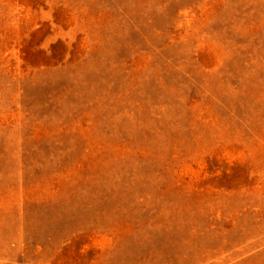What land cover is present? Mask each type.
I'll return each instance as SVG.
<instances>
[{"label":"rangeland","instance_id":"rangeland-1","mask_svg":"<svg viewBox=\"0 0 264 264\" xmlns=\"http://www.w3.org/2000/svg\"><path fill=\"white\" fill-rule=\"evenodd\" d=\"M0 264H264V0H0Z\"/></svg>","mask_w":264,"mask_h":264}]
</instances>
